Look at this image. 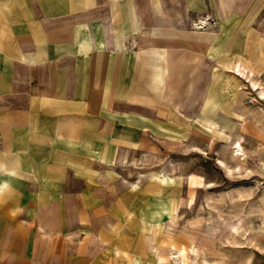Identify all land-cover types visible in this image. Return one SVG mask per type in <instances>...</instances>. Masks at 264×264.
<instances>
[{
    "label": "crops",
    "instance_id": "0c3cea01",
    "mask_svg": "<svg viewBox=\"0 0 264 264\" xmlns=\"http://www.w3.org/2000/svg\"><path fill=\"white\" fill-rule=\"evenodd\" d=\"M258 1L0 0V264L157 259L146 233L138 253L128 246L140 213L127 198L145 189L128 179L154 172L139 164L177 136L192 137V92L180 100L187 67L198 76L213 59L198 113L214 49L222 53L205 35L210 8L221 29L233 21L226 64L248 74L232 76L254 80L264 59Z\"/></svg>",
    "mask_w": 264,
    "mask_h": 264
},
{
    "label": "rangeland",
    "instance_id": "374dc122",
    "mask_svg": "<svg viewBox=\"0 0 264 264\" xmlns=\"http://www.w3.org/2000/svg\"><path fill=\"white\" fill-rule=\"evenodd\" d=\"M210 11L214 13V8ZM212 16L205 35L222 53L214 49L220 59L202 110L196 113L209 84L212 58L203 59L198 76L190 75L192 63L187 67L180 93L182 100L192 92V137L177 136L154 160L139 164L144 169L153 165L154 172L128 179L144 183L136 186L139 190L145 188L143 194L127 198L130 203L137 198L140 213L129 222L128 246L138 253L146 233V250L157 255L158 264H264V59H257L250 70L254 80L233 77V72L240 74L238 66L245 71L243 76L248 74L239 62L233 72L226 64L236 36L233 21L225 20L221 29ZM204 24L202 20L196 26ZM220 36L223 42L217 44ZM220 70L224 75L217 98L213 87L221 79ZM239 142L241 158L235 155ZM157 259L148 254L139 264H156Z\"/></svg>",
    "mask_w": 264,
    "mask_h": 264
},
{
    "label": "bare ground",
    "instance_id": "6f19581e",
    "mask_svg": "<svg viewBox=\"0 0 264 264\" xmlns=\"http://www.w3.org/2000/svg\"><path fill=\"white\" fill-rule=\"evenodd\" d=\"M237 70H238V72L243 76V75H245V73H244V71L243 70H241V68L238 66L237 67ZM236 144H238V148L235 150L236 152V156H238V157H240L241 158V156H243L244 157V152H243V148H242V145H241V142H239V143H236ZM244 159V158H243ZM163 176V175H162Z\"/></svg>",
    "mask_w": 264,
    "mask_h": 264
}]
</instances>
